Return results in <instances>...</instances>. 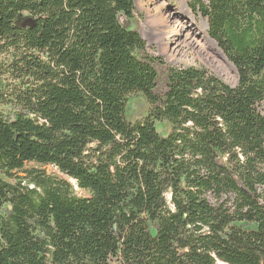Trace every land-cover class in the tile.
I'll return each instance as SVG.
<instances>
[{
	"label": "trees",
	"instance_id": "obj_1",
	"mask_svg": "<svg viewBox=\"0 0 264 264\" xmlns=\"http://www.w3.org/2000/svg\"><path fill=\"white\" fill-rule=\"evenodd\" d=\"M184 2L235 86L149 52L134 0H0V264H264V0Z\"/></svg>",
	"mask_w": 264,
	"mask_h": 264
},
{
	"label": "rangeland",
	"instance_id": "obj_2",
	"mask_svg": "<svg viewBox=\"0 0 264 264\" xmlns=\"http://www.w3.org/2000/svg\"><path fill=\"white\" fill-rule=\"evenodd\" d=\"M161 6L162 18L166 24L157 31L151 23L152 10ZM29 17L22 14L19 21H25ZM183 23L189 31L177 27V23ZM128 28L136 29L152 54L160 56L167 64L173 66H202L215 74L224 83L235 86L237 82L236 70L226 59L224 54L207 35L206 21L200 16H194L187 8L184 0H134V16L126 21ZM195 29V32L191 29ZM191 31V32H190ZM6 109V107H0ZM148 104L139 93L127 97V116L131 120L139 119L146 114ZM259 110L264 113V101L259 105ZM159 132L167 133L169 126L166 123L155 122ZM44 173L53 179L68 182L72 193L77 196H86L87 193L80 190L75 181L60 173L50 165H38L26 163L23 169L16 172L22 184L27 183L26 173L30 170ZM15 181L18 178L14 179ZM14 181V182H15ZM13 182V183H14ZM32 187V184H29Z\"/></svg>",
	"mask_w": 264,
	"mask_h": 264
},
{
	"label": "bare ground",
	"instance_id": "obj_3",
	"mask_svg": "<svg viewBox=\"0 0 264 264\" xmlns=\"http://www.w3.org/2000/svg\"><path fill=\"white\" fill-rule=\"evenodd\" d=\"M149 12L152 13V19L150 20L151 23L153 24V27L159 31L160 27L164 26L166 24V20L162 18V13H161V6L160 7H156L152 10H148ZM177 27H179L180 30L185 31V36H188L189 31L185 28V25L181 22V23H177ZM193 30V32H195V29H191V31ZM190 31V32H191Z\"/></svg>",
	"mask_w": 264,
	"mask_h": 264
}]
</instances>
